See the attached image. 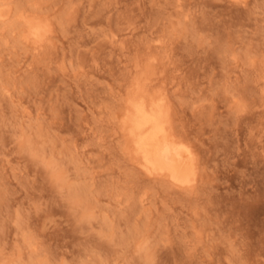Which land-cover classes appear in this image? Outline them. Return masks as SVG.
Returning <instances> with one entry per match:
<instances>
[{
	"label": "rangeland",
	"instance_id": "1",
	"mask_svg": "<svg viewBox=\"0 0 264 264\" xmlns=\"http://www.w3.org/2000/svg\"><path fill=\"white\" fill-rule=\"evenodd\" d=\"M0 9V264H264V0ZM142 87L194 151L192 185L133 153Z\"/></svg>",
	"mask_w": 264,
	"mask_h": 264
},
{
	"label": "bare ground",
	"instance_id": "2",
	"mask_svg": "<svg viewBox=\"0 0 264 264\" xmlns=\"http://www.w3.org/2000/svg\"><path fill=\"white\" fill-rule=\"evenodd\" d=\"M4 16L5 13L0 9V17ZM32 20H27V38L42 45L49 29L46 23ZM152 96L142 87L129 99L124 130L132 151L149 174L168 176L179 185H192L195 180L191 175L194 151L173 136L164 98Z\"/></svg>",
	"mask_w": 264,
	"mask_h": 264
}]
</instances>
